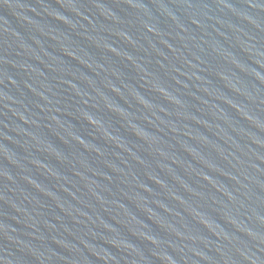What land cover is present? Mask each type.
<instances>
[{
  "label": "water",
  "instance_id": "obj_1",
  "mask_svg": "<svg viewBox=\"0 0 264 264\" xmlns=\"http://www.w3.org/2000/svg\"><path fill=\"white\" fill-rule=\"evenodd\" d=\"M0 264H264V0H0Z\"/></svg>",
  "mask_w": 264,
  "mask_h": 264
}]
</instances>
